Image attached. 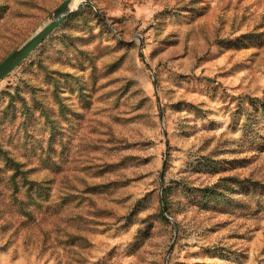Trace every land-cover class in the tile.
I'll list each match as a JSON object with an SVG mask.
<instances>
[{"label": "rangeland", "instance_id": "rangeland-1", "mask_svg": "<svg viewBox=\"0 0 264 264\" xmlns=\"http://www.w3.org/2000/svg\"><path fill=\"white\" fill-rule=\"evenodd\" d=\"M63 1L0 0V62ZM0 264H264V0H90L18 64Z\"/></svg>", "mask_w": 264, "mask_h": 264}, {"label": "water", "instance_id": "water-1", "mask_svg": "<svg viewBox=\"0 0 264 264\" xmlns=\"http://www.w3.org/2000/svg\"><path fill=\"white\" fill-rule=\"evenodd\" d=\"M90 0H64L20 46L0 62V82L32 53L68 16L88 5Z\"/></svg>", "mask_w": 264, "mask_h": 264}, {"label": "trees", "instance_id": "trees-1", "mask_svg": "<svg viewBox=\"0 0 264 264\" xmlns=\"http://www.w3.org/2000/svg\"><path fill=\"white\" fill-rule=\"evenodd\" d=\"M27 111L31 114L32 112L29 110V108H27ZM6 161L9 163L10 165V176H9V180H10V185L12 186V194L11 195H17L18 193H20L21 191V188L19 186V182L22 183V184H26L28 187H30L31 185H34L32 184L34 181H31L28 177H29V171L25 170L24 169V165L23 164H20L18 162H15L14 160L10 159V158H6ZM34 183H38V182H34ZM243 184V182L241 181H237V185L236 187H240L241 185ZM218 183L213 185L211 188H209L210 190L208 189H205L202 193V197L206 200L208 197H211V196H216V191H217V188H218ZM258 187H262V185L260 184H256ZM36 190H40V188L38 186H36ZM224 188V187H223ZM222 188V189H223ZM220 192H217L219 193V196H217V199L218 200H221V199H224V196H222V193H221V190H219ZM27 192H29L27 190ZM163 203H164V208H166L167 210V204L165 202V199L163 200ZM163 220L165 222H167V220L163 217Z\"/></svg>", "mask_w": 264, "mask_h": 264}]
</instances>
